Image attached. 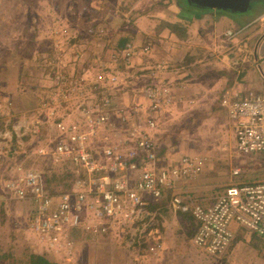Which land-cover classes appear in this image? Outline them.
<instances>
[{
	"label": "built area",
	"instance_id": "obj_1",
	"mask_svg": "<svg viewBox=\"0 0 264 264\" xmlns=\"http://www.w3.org/2000/svg\"><path fill=\"white\" fill-rule=\"evenodd\" d=\"M236 34V31L228 30L225 35L231 38ZM142 50L148 52L149 44L143 45ZM138 51L141 49L135 42L128 41L114 50L108 61L119 63L122 60L127 69H132ZM78 59L79 55L75 54L73 60ZM108 61L99 63L101 66L91 62L80 69L83 74L78 73L77 77L65 71L52 75L51 100L54 101L50 104L55 105L56 110L63 108L64 99L68 101L77 91L91 99L79 102L78 110H81L83 119L66 122L77 109H69L66 105L61 112H51L50 115H56L55 120L51 117L53 123L47 121L49 126L56 125L59 130L53 142L56 160L72 161L87 176L72 181L62 193H49L43 173L34 168L24 169L21 164L15 169L17 177H0V191L2 188L13 198L32 205L31 231L52 250L70 249L74 243L73 229L100 235L109 232L122 234L129 228L134 237L145 238L143 234L147 226L155 223L146 210L148 201L164 200L167 190L176 189L183 180L198 177L206 165L204 156L190 154H184L174 166L162 168L160 165L155 130L158 127L157 113L174 99L172 84L164 76L171 63L165 59L155 60L149 52L146 53L143 62L149 67L148 79L138 92L147 99V108L138 103L113 109L117 91L123 90L122 86L115 85L122 80L128 84L137 75H131L126 82L114 69L108 71ZM96 66L102 67L101 71ZM86 85L89 89L84 93L81 90ZM6 104L0 105V116L6 118L8 114L9 123L14 114L9 112L12 104ZM220 104L234 122L238 152L244 155L264 152V94L225 95ZM116 118L130 124L133 144L128 147L117 144L95 146L92 140L99 127L113 124ZM39 123L13 124L11 129L0 132L1 142L5 147L14 134L22 137L34 133L38 136L41 134ZM82 127L87 129L82 131ZM36 142L39 137L28 143V151L23 144L20 154L48 155L47 148L35 145ZM234 173L238 174L239 170ZM169 205L173 211L191 213L199 221L192 242L210 256L226 253L235 236L234 223L264 237V182L229 185L209 206L181 193L172 195ZM152 232L145 238L149 242L155 237ZM161 247L160 242H153L150 246L151 249Z\"/></svg>",
	"mask_w": 264,
	"mask_h": 264
},
{
	"label": "rangeland",
	"instance_id": "obj_2",
	"mask_svg": "<svg viewBox=\"0 0 264 264\" xmlns=\"http://www.w3.org/2000/svg\"><path fill=\"white\" fill-rule=\"evenodd\" d=\"M66 1L71 2V0H0V105H5L7 103L6 101H11L13 103L11 97L14 96V93H22L23 90H28L29 88L31 89L32 87H35L37 83L39 85L47 83L49 78L52 81V75L56 74L57 71H65L71 76L77 77L78 73L81 75L83 74L80 69L91 64L94 59L95 64L101 66L99 63L108 61V57L111 55L110 49L118 50L119 48L123 47L125 43L121 46V37H129V39L131 38V40H133L137 45V48L139 50L141 49V51H138V55L134 58V68L127 69L123 64V61L120 60L119 64L114 66L110 65L108 71L112 72L114 69L119 74H122L126 82L131 79V75L133 74L137 73V76H139L138 70L145 71L146 74H142V76L146 78L148 76L149 67L143 62L144 55L148 52L150 56L154 52H163L167 42L171 44L170 48L173 47V39L167 37L164 38V43L161 42L162 44L159 46L157 51L154 48L155 44L159 45L160 43V39L158 40L157 38L166 36L165 32L168 30L163 29L166 27L165 23L170 17L179 19V21L188 20L190 18H186L191 17L182 14L181 12L179 15L177 12L174 14L173 11L176 9L174 8V5L177 6L179 10H194L189 0L188 2L187 0H98L101 5H104L100 8L105 9V12L97 15L94 13L95 11L93 12L95 9L93 6L88 7V4L91 2V0H79V3H87V6H81L82 9L77 8L75 11H66L63 8L65 6H63L64 4L62 3ZM257 3L258 2H255L252 8L255 9ZM252 8L248 10V13L252 11ZM222 13L227 16L237 15L234 14V12L228 10H222ZM97 16L102 22V27L109 24L114 18V28L116 29L109 30L105 27H99L101 32L105 33V35L108 31L112 32L111 34L113 39L110 40L113 42L111 44L106 42V37H104L105 41L103 38L99 39V37H97L99 39L98 41L96 40L91 44L86 43L87 39L91 36V32L95 30L89 28V25L93 24L95 21L93 18ZM97 21L98 20H96V22ZM193 21V23H188L191 35L189 34V37H187V46L193 43V41H198L202 38L206 40V37H209L207 35L205 36V33L211 26L210 23H207L202 19H195ZM156 32L161 34L160 37H156ZM75 39L76 41H73ZM145 42L149 44L150 47L148 52L142 50V43ZM92 48H94L93 52L91 51ZM188 49H185V51H188ZM75 54L79 55L78 60H73ZM40 56H44L45 59L40 61ZM69 59L72 60L64 65L63 62L68 61ZM137 59L138 63L140 61V64H137ZM55 65L59 66L60 68L55 67ZM99 66L96 67H98L99 70L102 69V67ZM20 70L26 71V74L28 75H21L22 77L20 79V76H18ZM92 77L94 78V75ZM133 79L135 80V78ZM146 79H148V77ZM134 80L128 82L129 87H131V92L125 95L126 97L124 98L125 101L126 99H130L131 102L128 100V102H123L122 104L118 103L115 105V102L119 99V94L123 93L117 91L118 93H116V98H114L113 102V109L122 105L129 106L131 104L138 103L142 105L144 109L145 106L147 108V99L138 92V89L142 86V84H144V81L135 83L133 82ZM17 81L22 83L21 90L19 91L16 90V83H18ZM123 83L125 82L122 80L115 86H122L124 89L126 88V83ZM134 87L136 90L133 91L132 89H134ZM87 89H89V85H86V87L82 88L81 91L85 93L87 92ZM52 94L53 91L46 97H41L38 109L30 110L29 107L24 109V114H22L20 118L18 116L16 121H10L8 123L4 116H0V132H2L4 129H11L13 124L15 125L17 123H26L30 121L29 117L37 116L43 119V114H45V116L49 114L45 112L46 105L48 104L47 107H49L50 102L54 101L51 100ZM81 96H84L81 101H91V99L86 96V94H80L79 91L73 93V95L68 99L67 104H64L63 108L66 109L67 105L69 109H77L74 111L71 119H68L66 122L71 123V121L75 118L81 119L83 117L81 110H78L79 102H81L79 99H81ZM139 96H142L145 99L146 104L138 100ZM175 97L176 95H174V98ZM203 99V97L196 98V100H198V102L196 101L198 104H196L197 106L195 109H197V112L195 114L192 113V111L195 109L187 111L180 110L175 112L178 113V120L174 121H177L174 125L180 128H177L175 133L179 129L178 134L181 132L182 136L184 137L178 141V145L174 147V150L176 149V152L182 156L184 154L202 155L206 159V165L198 177H202L203 182L200 183H204V181H206L210 188H208L207 193L204 191H197L195 194L196 197H201L204 193L212 196V194L215 195L217 192H221L222 190L220 191V189L216 191L213 190L214 187L227 185L226 181H234V179L241 175L243 171H247L248 167L249 169H253V165L255 163L254 155H244L241 154V152H238L236 147V139L233 132L234 129H232V121L230 120V117H228L227 111L222 109L216 101L212 102L211 105V102L207 101V99ZM187 102L194 104L195 100L191 99ZM173 103L174 102L162 108L157 113L158 127L162 126L160 120V116L163 115L162 112H164V110L170 107ZM34 106L35 105L32 107ZM13 108L14 107L12 105V109ZM63 108H58L56 112H61ZM166 113L167 112H164V115ZM0 115H2L1 112ZM54 116L56 115H52L53 120H55ZM167 116L172 117L173 119L175 118L174 116H171V113L166 114L164 117V125L166 123L165 118H168ZM52 119L49 120V123H53ZM116 119L122 124L124 123V125H119L120 129L117 127L118 129L115 133H106V135H102L101 133L98 134L99 131H97L92 140V143L95 146L104 144H117L121 145L122 147H128L133 144L130 140V124L126 121H121L118 118ZM158 127H156L155 136L162 143L163 139L161 140L158 137V134L160 133L158 132ZM43 129H41L40 132H42V134L45 132V136L43 135V139L41 138L42 140H40L38 143L36 142L35 145L39 144L38 146H45L47 148V154L49 157L46 158L44 155H42L43 157L35 158V161L31 163H27L29 158L35 156L29 155L25 157L24 155H19L17 158H20V163L24 161L22 166L24 169L37 168L43 173L45 179L51 178L52 172L49 173L47 169L53 167L54 170L57 171L56 174L58 176L54 180L51 178L50 181H48V186L53 190H56L57 193H62L64 189L62 185L65 181L71 179V173L69 175L67 174L68 177H66L62 172V168L65 167L69 170L76 171L81 169L70 160L66 162L56 160L57 157H55V154L53 153V142L56 141V137L58 135L57 131H59L57 130L56 125L50 124V126H46V130ZM85 129H87V127H82L81 130L84 131ZM121 133L125 135L121 141H110L105 143L106 139H111L122 135ZM171 134L172 131L170 132V135ZM27 136L28 137H23L21 140V143L26 147V151H28V147L30 146L28 143L33 141L32 139L34 137V133L27 134ZM118 139H120V137H118ZM170 142H172L171 139L169 143ZM18 144L19 143H17V145ZM158 144L159 143L157 141V145ZM4 145L5 144L0 141V177L2 176L4 179L17 177L18 173L15 171V169L18 162H16V158L14 157L16 154H11V151L8 150V147L12 145L11 141H8V145L5 147ZM18 148L20 151L24 149L22 147ZM23 153L25 152H22V154ZM13 164H15V166H13ZM160 165L163 168L162 162H160ZM236 169L239 170L238 174L234 173ZM80 174L84 178L87 176L84 171H80ZM74 176L75 174H72V177ZM26 203L30 205L29 202H22L13 198L11 194L1 188L0 247L2 250L0 253L10 249V247L11 249L13 248L12 256L10 258L23 256L28 250L37 252L48 251V257L52 260H57L60 264H118L123 261L122 254L120 253L117 255L112 244L115 242L121 247H126V245L128 247L129 235H127V233L120 235H117V233H112L110 238H106L104 241L100 242L96 239V237L87 238L85 236H81V239L78 241L73 239L74 243L70 249H61L60 251H57L52 250L51 247L47 248L44 243L39 241L31 231V207L29 209L27 208L23 210V207ZM97 237L100 236L98 235ZM137 238L138 237H135L136 241L138 240ZM153 242H158L156 240V236L153 237V240L148 243V252L151 254H156L160 249H151L150 246L153 245ZM43 249H46L47 251ZM139 257L140 256L137 255L136 259H139ZM0 264H14V262L12 259L7 258V260H0Z\"/></svg>",
	"mask_w": 264,
	"mask_h": 264
},
{
	"label": "crops",
	"instance_id": "obj_3",
	"mask_svg": "<svg viewBox=\"0 0 264 264\" xmlns=\"http://www.w3.org/2000/svg\"><path fill=\"white\" fill-rule=\"evenodd\" d=\"M79 2V0H71V2L66 1L62 4H64L63 6L65 7L63 8L66 11H75L77 10V8L82 9V7L87 6V3L83 4ZM70 3L74 5H71ZM91 6L95 8L93 12L95 11L94 13L97 15L105 12V9L100 8L104 5H101L98 0H91V2H89L88 4V7ZM174 8V14H176L175 12H177L179 15V13L181 12L182 14L191 17H187L186 19H190L183 21H179V19L170 17L167 22L179 23L180 27L186 28L185 32L187 34H185V37L181 38L178 33L176 34V32H172L169 27L165 25L166 27H164L163 29L168 30L165 32L166 36L157 38L158 40L160 39V43L159 45L155 44L154 48L157 51L159 49V46L164 43V38L167 37L173 39V47L170 48L171 44L167 42V45L164 44L166 46L165 49H163V52H154L151 55L155 60L165 59L172 64L170 68L165 72L164 76L166 78L168 77L167 80L171 82L174 95H176V97L174 98L175 100H173L174 103L164 110V112H167L166 114L171 113V116H174L175 118L173 119L172 117L167 116L168 118H165L166 123L164 125V117L166 116V114L164 115V112H162L164 115V117L163 115L160 116L162 126L158 127V132H160L158 134V137L161 140L163 139L162 144L161 141H159L157 138V141L159 143L157 145L158 158L160 159V162H162L163 167H171L176 165L182 156L176 152V149L174 150V147L178 145V141L184 138L181 132L178 134L180 128L174 125L177 122L174 121L178 120V113L175 112H178L180 110L187 111L195 109L197 106L196 104H198V100H196V98L203 97L204 99H207V101L211 102V105L212 102L216 101L218 105L222 109H224L220 103L222 98L226 94H229L231 96L235 95L236 93L244 94L248 92L264 94L263 3H257L255 9L252 8V11L250 10L251 12L249 13L248 11L244 13H234L237 14L234 16H227L223 14L222 10L220 9H194L186 11L185 9L179 10V8H177V6L175 5ZM113 19L110 21L109 24L102 27V22L100 18L98 16L94 17L93 20L95 21L92 25H89V28L95 30L91 32V36L88 39L94 38L93 41H98L99 39L103 38L105 41L104 37H106V42L111 44L113 42L112 40H110L113 39L111 34L112 32L108 31L105 35V33L101 32L100 28L105 27L109 30L116 29L114 28L115 23L113 22ZM195 19H202L205 20L207 23H210L211 26L205 33V36L207 35L209 37H206L208 40L202 38L201 40L193 41V43L187 46V37H189V34L191 35L188 23H193V20ZM96 20L98 21L96 22ZM228 30L236 31V36H233L231 38L226 37L225 34ZM160 35L161 34L156 32V37H160ZM97 37H99V39ZM88 39L86 43H88ZM121 39L123 38L121 37ZM124 40H120L122 42L120 44L125 43ZM73 41H76V39ZM145 43L142 44L146 45L147 43ZM185 49H188V51H185ZM91 51L93 52L94 48H92ZM113 51L114 49H110L111 53ZM110 57L111 55L108 57V60L110 59ZM71 60L69 59L68 61H64L63 64L66 65L67 62ZM94 61L95 59L93 60V62ZM136 62L137 64H140V61L138 63V59ZM108 63L113 66L119 64L114 63L113 61H108ZM24 73H26V71H19L18 76H20V79L22 77L21 75H23ZM142 74L145 75L146 72L138 70L139 76H137L133 82L137 83L140 81H145L148 76L144 78ZM17 82L18 83H16V90L19 91L21 90L22 83L20 81ZM125 87L126 88H124L123 90H120V92L123 93L119 94V99L115 102V105H117L118 103L122 104L123 102H128V100L130 101V99H126L125 101L124 98L126 97L125 95L131 92V87H129V84H126ZM53 89L54 88L52 87V81L49 78L47 80V83H44L42 85L37 84L35 87H32L31 89L29 88L28 90H23L22 88V93H14V96L11 97L13 103L11 101H6L7 103H12L14 107L12 110H9V112H12L14 114L11 118L12 122L16 121L18 116L20 118V116L24 114L23 112H25L24 109H27V107H29L30 110L38 109L41 97H46L49 93L53 91ZM132 90L134 91L136 90V88L134 87V89ZM83 98L84 96H81V99H79V101H81ZM191 99L195 100L194 104L191 102H187ZM138 100L146 104V101L142 96H139ZM64 101V104H67L68 101L66 99H64ZM33 105L35 106L32 107ZM46 107L45 112L49 114L46 116L45 114H43V119L37 116L29 117L30 122H40L37 125L41 129L44 128L45 130L46 126L49 125L47 121H49L52 117V115H50L51 112H56V106L52 103L49 107ZM196 112L197 109L192 111L193 114H195ZM7 115L8 114H6V119L7 121H9L10 117ZM119 125H124V123L122 124L116 119L114 123L109 126L99 127L98 134L101 133L102 135H106V133H115L118 128L120 129ZM233 126L234 122L232 121V129H234L233 132L235 135V128ZM177 128L179 129L175 133V130H177ZM171 131L172 134L170 135ZM43 135L45 136V132H43V134L41 132L40 135L34 136L33 139H37L39 137L40 141L43 139ZM123 136L125 137V135L122 134L117 137H114L115 139H106L105 143H108L110 141H121ZM23 137L25 138L28 136L24 135L22 137H19L17 136V134H14L13 139L10 140L12 145L8 147V150L11 151V154H16V156L14 157L16 158V162H18L17 165L21 164L22 166L24 164V161L20 163V158H17V156L19 157V154L21 152L18 147H23V144L21 143ZM118 137H120V139H118ZM170 139L172 140V142L169 143ZM17 143L19 144L17 145ZM23 155L25 157L27 156L25 153L20 154V156ZM252 155H254L255 162L253 165V169H249L248 167V170L243 172H246V175L249 177L250 180H253L255 182H264V152L262 151ZM33 156L35 157L30 158L32 162L35 158L43 157L39 154ZM44 157L47 158L49 157V155H44ZM13 166H15V164H13ZM51 168L53 167H50L49 169H47V171L50 172L52 170L51 172H57L54 170V168ZM62 169L63 173H65V171L67 170L65 169V167H63ZM51 178L53 180L56 179V177ZM47 180L48 179H45V185L46 183L48 185ZM201 180L202 177L186 179L180 182L178 187L179 189H186L191 187L192 189H194L195 192L204 191L207 193V190L208 188H210V186L207 184L206 181H204V183H200ZM47 191H50L49 193H57L56 191H51L48 189ZM169 191L170 190L166 191V195H168ZM206 193H204L200 198L202 199L201 202L204 205L209 206L215 201L216 197L219 194H212V196H209ZM30 207L31 204L29 205L28 203H26L23 207V210L27 208L29 209ZM146 210L151 215L156 214V216L154 217V222H156L157 224L156 240L161 243V249L158 250L156 254L149 253V245L145 243L142 239H138L140 241H143L141 242L143 243L142 245L136 242L133 230L127 228L125 231L122 232V234L127 233V235H129L128 247L127 245L126 247H121L118 243L115 242L114 244H112L114 246L115 253L117 255L121 253L123 257V261L118 264H264V237L247 229L246 227H243V225L241 226L237 223H234L232 225V229L234 231L235 236L231 245L229 246L228 250L224 255L210 256L205 252L203 248L197 247L192 242V239L199 228V221L194 218L191 213L173 211L169 205V201H155L154 199H150L148 201ZM75 230H73V232ZM76 232L78 233L77 241L81 239V236H85L87 238L96 237L99 242L104 241L106 238H110L113 233L109 232L105 234H100V237H97L98 235L89 232L87 233L86 231H80L79 229L76 230ZM117 235L120 234L117 233ZM137 255L140 256L139 259H136Z\"/></svg>",
	"mask_w": 264,
	"mask_h": 264
},
{
	"label": "trees",
	"instance_id": "obj_4",
	"mask_svg": "<svg viewBox=\"0 0 264 264\" xmlns=\"http://www.w3.org/2000/svg\"><path fill=\"white\" fill-rule=\"evenodd\" d=\"M187 2H188V0H187ZM258 3H262V2H258ZM264 4V3H263ZM189 8V7H188ZM192 8L193 9H195V10H202V8H199V7H197V6H195V5H192ZM190 10H192V9H190ZM186 11H189V10H186ZM244 13V12H243ZM182 23V22H181ZM165 25L167 26V27H169V29L172 31V32H176V34L178 33L179 35H180V37L181 38H183V37H185V34H187L186 32H185V27H180V24L179 23H177V22H166L165 23ZM178 35V36H179ZM93 39L94 38H92V39H88V44H91V43H93V42H95V41H93ZM125 39V40H124ZM121 40H124V42L126 43V42H128V41H133V40H131V38L129 39V37L128 38H126V37H123V39H121ZM122 43V42H121ZM124 44V43H123ZM123 44H121V46L123 45ZM124 46V45H123ZM39 59H40V61H42V59L44 60L45 59V57L44 56H40L39 57ZM24 76H27L28 74H26V73H24L23 74ZM38 84V83H37ZM34 161H35V159H34ZM32 162V160L29 158V160H28V162L27 163H31ZM65 169H67V168H65ZM67 171H70V172H67ZM80 171L81 170H69V169H67L66 171H65V176L66 177H68V175L70 174L71 175V179H68L67 181H65L64 182V184L62 185L63 186V190H67L70 186V183H71V181H75V180H78V179H80V178H82V175L80 174ZM49 173H51V171L49 172ZM63 174V175H64ZM68 174V175H67ZM72 174L74 175L75 174V176L74 177H72ZM77 174V175H76ZM52 176L51 177H57V174H56V172L55 173H53L52 172V174H51ZM46 176H47V174H46ZM50 179L51 178H49L47 181H50ZM66 180V179H65ZM200 182H203V180H201ZM245 183H258V182H255V181H253V180H250L249 179V177L246 175V172H242L241 173V175H239V176H237L236 177V179H234V181H226V184L227 185H220V186H215L214 187V189L213 190H218V189H220V191L222 190H224L227 186H229V185H242V184H245ZM201 185V184H200ZM46 187H47V189L48 190H51V191H56V190H53L52 188H50L48 185H47V183H46ZM55 189V188H54ZM183 191V193H182V191ZM180 191H181V194L182 195H190V196H193L194 198H196V200L198 201V202H201V198L200 197H196L195 196V194H196V192L194 191V189H192L191 187L190 188H186V189H179V187H177L176 189H170V191H169V193H168V195H166V197L164 198V200H162V201H165V202H168V201H170V198L172 197V195H174V194H178V193H180ZM221 191V192H222ZM50 192V191H49ZM221 192H217L215 195H218V194H220ZM168 200V201H167ZM202 203V202H201ZM203 204V203H202ZM207 206V205H206ZM186 213V212H185ZM149 217H153V219H154V217L156 216V214H149L148 215ZM155 220V219H154ZM156 228H157V224H156V222L154 223V224H152V225H149V226H147V228H146V231H145V233L143 234V236L145 237V238H147L146 237V235H148L150 232H152L153 230H154V233H153V236H156ZM73 230H75V229H73ZM73 230H72V233H73V235H72V239H75V240H77V236H78V233L76 232V230H78V229H76L74 232H73ZM71 233V234H72ZM136 237H137V235H136ZM145 238H140V239H142L145 243H149V241L147 240V239H145ZM139 239V238H138ZM143 241H140V240H137L136 242H138L139 244H143V243H141V242H143ZM149 245V244H148ZM136 246V245H135ZM13 249V248H12ZM12 249H11V247H10V249H7V250H5V251H3V252H1L0 253V260H7V258H9V259H12L13 260V262H14V264H60L57 260L55 261V260H52V259H50L48 256H49V253H47L48 251L46 250V249H43V250H45V251H47V252H37V251H31V250H28V251H26V254H24L23 256H19V257H14V258H10L11 256H12ZM2 250V248L0 247V251ZM10 250V251H9ZM9 251V252H8Z\"/></svg>",
	"mask_w": 264,
	"mask_h": 264
},
{
	"label": "water",
	"instance_id": "obj_5",
	"mask_svg": "<svg viewBox=\"0 0 264 264\" xmlns=\"http://www.w3.org/2000/svg\"><path fill=\"white\" fill-rule=\"evenodd\" d=\"M189 2L202 9H220L243 13L252 8L255 2L264 3V0H189Z\"/></svg>",
	"mask_w": 264,
	"mask_h": 264
}]
</instances>
